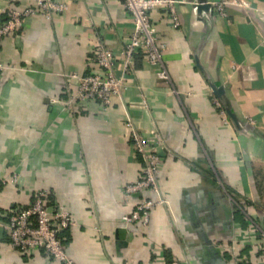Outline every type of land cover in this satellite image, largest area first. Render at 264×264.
I'll list each match as a JSON object with an SVG mask.
<instances>
[{
	"label": "crops",
	"instance_id": "crops-1",
	"mask_svg": "<svg viewBox=\"0 0 264 264\" xmlns=\"http://www.w3.org/2000/svg\"><path fill=\"white\" fill-rule=\"evenodd\" d=\"M33 1L12 4L22 10ZM55 1L63 12L34 13L0 40V183L18 176L1 186V210L26 206L47 190L48 210L63 206L74 219L60 233L74 264H261L264 0H236L225 16L210 9L208 20L197 16L194 0H176L177 28L153 13L166 44L167 83L141 50L133 68L121 71L134 28L124 0ZM100 43L116 58L120 94L106 106L69 104L66 76L100 72L92 64ZM210 82L223 87L249 131L224 121ZM132 129L158 141L166 203L152 209L147 224L125 228L121 218L135 200L125 201L124 188L143 168ZM0 240V264H64L43 250L19 253L1 228Z\"/></svg>",
	"mask_w": 264,
	"mask_h": 264
},
{
	"label": "built area",
	"instance_id": "built-area-1",
	"mask_svg": "<svg viewBox=\"0 0 264 264\" xmlns=\"http://www.w3.org/2000/svg\"><path fill=\"white\" fill-rule=\"evenodd\" d=\"M2 2H5V5H1ZM193 3L194 1L192 5ZM209 3L210 9L225 16L226 7L236 4V0H215ZM176 4V0H124V7L133 19L134 28L122 51L123 73L133 68L134 54L137 50H141L151 64L161 66L157 74L158 79L165 83L169 81V75L162 62L166 44L158 39L152 14L158 13L171 27L177 28L180 22ZM65 8L64 4L55 0H34L27 8L20 10L12 4V0H0V40L17 33L23 27L25 19L34 13L48 17L63 12ZM115 62L116 58L111 50L101 43L98 44L95 47L92 64L100 72L71 73L66 76L70 90L69 104L77 100H92L103 106L109 105L111 97L119 95L124 86L123 77L115 73ZM214 104L227 123L229 118L221 103L214 99ZM131 138L136 155L141 157L143 168L141 177L124 188L125 201L135 200L133 209L121 218V226L125 228L134 223L147 224L152 209L166 203L159 186L163 154L158 150V141L146 139L133 129ZM17 179L16 174L2 179L0 190L4 183H15ZM146 193L150 196H146ZM48 195L47 190H40L26 206L5 211L0 207V228L7 236L9 246L23 255L43 250L53 259L64 264H74L66 257L65 246L60 237L63 230L74 225V219L70 211L60 205L49 211L46 204ZM168 264H184V262L173 260ZM261 264H264V259Z\"/></svg>",
	"mask_w": 264,
	"mask_h": 264
},
{
	"label": "water",
	"instance_id": "water-1",
	"mask_svg": "<svg viewBox=\"0 0 264 264\" xmlns=\"http://www.w3.org/2000/svg\"><path fill=\"white\" fill-rule=\"evenodd\" d=\"M193 8L196 11L197 16L202 18L203 20L210 19V8L211 5L207 0H194ZM210 88L215 96V98L221 103L223 106L226 115L229 120L232 122L234 128L239 132H247L251 129V127L242 121H239L238 118L233 114L231 108L229 106L228 100L224 95L223 87H217L213 83H209Z\"/></svg>",
	"mask_w": 264,
	"mask_h": 264
}]
</instances>
